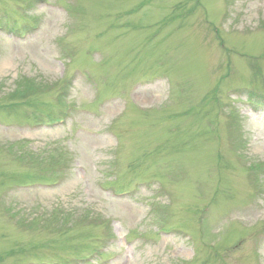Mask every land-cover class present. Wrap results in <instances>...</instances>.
I'll list each match as a JSON object with an SVG mask.
<instances>
[{
    "label": "rangeland",
    "instance_id": "374dc122",
    "mask_svg": "<svg viewBox=\"0 0 264 264\" xmlns=\"http://www.w3.org/2000/svg\"><path fill=\"white\" fill-rule=\"evenodd\" d=\"M46 1L0 0L4 29L40 26L25 39L0 31V104L15 102L17 112L0 111V264L68 262L99 244L104 254L74 264H264V195L252 199L256 175L239 168V153L264 159V108L253 114L228 103L231 112L217 115L223 105L217 96L226 99L229 85L264 94V0H197L192 11L195 0H76L75 21L67 6L75 0ZM87 40L103 56L89 58ZM104 73L100 88L92 77ZM144 73L174 77L179 100L154 114L130 108L118 122L128 103L141 108L166 100L165 81H153L125 94L127 102H104L119 93L113 84L125 87ZM70 78L68 102L76 108L65 123L13 124L30 109L47 111L43 119L55 116L56 93ZM163 118L167 129L157 130L155 120ZM66 151L72 173L58 185L18 187L64 160ZM221 153L226 165H216ZM99 184L133 193L116 197ZM215 196L199 231L197 216ZM176 226L184 231L170 228ZM162 227L171 233L158 234ZM109 235L116 239L105 241Z\"/></svg>",
    "mask_w": 264,
    "mask_h": 264
},
{
    "label": "trees",
    "instance_id": "16d2710c",
    "mask_svg": "<svg viewBox=\"0 0 264 264\" xmlns=\"http://www.w3.org/2000/svg\"><path fill=\"white\" fill-rule=\"evenodd\" d=\"M25 82H27V84L29 83V81L28 80H26ZM36 90V89H35Z\"/></svg>",
    "mask_w": 264,
    "mask_h": 264
}]
</instances>
